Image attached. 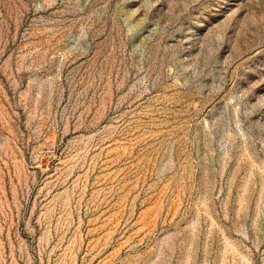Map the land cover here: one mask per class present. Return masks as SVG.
Listing matches in <instances>:
<instances>
[{"label":"rangeland","instance_id":"obj_1","mask_svg":"<svg viewBox=\"0 0 264 264\" xmlns=\"http://www.w3.org/2000/svg\"><path fill=\"white\" fill-rule=\"evenodd\" d=\"M0 264H264V0H0Z\"/></svg>","mask_w":264,"mask_h":264}]
</instances>
